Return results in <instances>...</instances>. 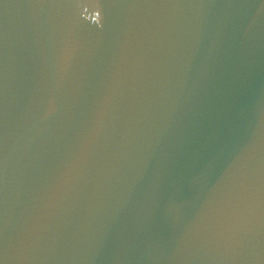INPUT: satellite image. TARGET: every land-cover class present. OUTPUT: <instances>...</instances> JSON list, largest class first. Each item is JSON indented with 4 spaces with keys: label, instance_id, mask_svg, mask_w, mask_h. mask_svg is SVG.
Listing matches in <instances>:
<instances>
[{
    "label": "water",
    "instance_id": "water-1",
    "mask_svg": "<svg viewBox=\"0 0 264 264\" xmlns=\"http://www.w3.org/2000/svg\"><path fill=\"white\" fill-rule=\"evenodd\" d=\"M0 264H264V0H0Z\"/></svg>",
    "mask_w": 264,
    "mask_h": 264
}]
</instances>
